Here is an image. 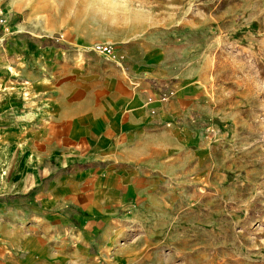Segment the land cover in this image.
Returning a JSON list of instances; mask_svg holds the SVG:
<instances>
[{
  "label": "rangeland",
  "instance_id": "374dc122",
  "mask_svg": "<svg viewBox=\"0 0 264 264\" xmlns=\"http://www.w3.org/2000/svg\"><path fill=\"white\" fill-rule=\"evenodd\" d=\"M0 6L10 29L35 42L51 39L90 57H103L92 42H111L115 60L147 52L148 61L188 73L199 86L188 121L200 140L171 143L155 155L152 183L109 217L101 214L83 247L89 258L79 264H264V0H0ZM13 90L0 89L6 103ZM21 161L8 183L1 178L6 163L0 166V203L8 201L1 194L6 186L16 188ZM31 212L20 211L22 219L6 211L10 224L35 231ZM61 213L67 234L97 216L89 210L80 221L81 211L68 207Z\"/></svg>",
  "mask_w": 264,
  "mask_h": 264
},
{
  "label": "crops",
  "instance_id": "0c3cea01",
  "mask_svg": "<svg viewBox=\"0 0 264 264\" xmlns=\"http://www.w3.org/2000/svg\"><path fill=\"white\" fill-rule=\"evenodd\" d=\"M34 39L11 29L0 45V89H14L9 103L0 91L6 183L25 157L16 188L1 193L8 201L0 203V264H79L89 258L83 247L101 214L109 217L152 183L155 155L200 140L188 121L200 90L190 74L148 61L147 52L113 61ZM67 207L81 211L80 221L89 210L97 216L67 234ZM25 209L38 230L10 224L6 211L23 219Z\"/></svg>",
  "mask_w": 264,
  "mask_h": 264
},
{
  "label": "built area",
  "instance_id": "2783aa9c",
  "mask_svg": "<svg viewBox=\"0 0 264 264\" xmlns=\"http://www.w3.org/2000/svg\"><path fill=\"white\" fill-rule=\"evenodd\" d=\"M11 32L8 19L0 6V45L4 42L6 36ZM90 49L103 55L104 57L115 61L116 49L111 42L95 41L92 42ZM117 60V59H116Z\"/></svg>",
  "mask_w": 264,
  "mask_h": 264
}]
</instances>
